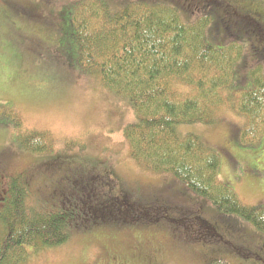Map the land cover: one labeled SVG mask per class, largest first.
<instances>
[{
    "label": "trees",
    "instance_id": "1",
    "mask_svg": "<svg viewBox=\"0 0 264 264\" xmlns=\"http://www.w3.org/2000/svg\"><path fill=\"white\" fill-rule=\"evenodd\" d=\"M69 17L68 36L76 43L75 64L81 74L95 77L133 110L134 120L122 132L130 158L149 174L171 175L187 195L210 203L219 218L240 217L264 234V207L242 204L218 179L217 151L200 136L179 131L211 125L227 108L245 119L244 136L255 141L264 132V41L252 23L225 0H78ZM8 23L12 33L7 43L0 34V50L7 45L15 54H9V66L0 64V88L3 82L11 89L22 82L33 55L25 52L29 39ZM38 49L46 58L40 70L53 68L54 59L43 56L44 47ZM67 79L65 74L62 85L51 86L24 79L21 88L24 93L38 92L37 85L55 90L67 86ZM11 119L21 125L16 114ZM53 143L48 132L31 131L20 141L19 151L0 152V177L7 179L0 198V264H10L23 248L62 246L70 228L79 231L76 220L111 213L90 176L96 172L92 167L81 166L80 171L56 157L31 169L14 170L17 153L47 154ZM58 170H76L88 180L74 186L53 179L51 190L36 181L37 175L48 179ZM136 190L123 195L129 202V225L150 229L162 224L170 242L180 246L227 244L204 219L201 205L162 197L146 202ZM29 191L35 195L46 191L35 196L43 205L40 209L26 204ZM162 249L158 252L165 257ZM237 251L244 259L256 257ZM208 264L227 263L214 259Z\"/></svg>",
    "mask_w": 264,
    "mask_h": 264
},
{
    "label": "rangeland",
    "instance_id": "2",
    "mask_svg": "<svg viewBox=\"0 0 264 264\" xmlns=\"http://www.w3.org/2000/svg\"><path fill=\"white\" fill-rule=\"evenodd\" d=\"M7 1L10 3L0 0L2 39L6 42L12 33L8 22L14 24L16 33L29 39L25 42L30 44L24 50L33 58L25 65L19 85L7 89L1 82L0 152H17L20 141L31 131L48 132L54 142L51 152L40 155L17 153L13 158L14 170L31 169L33 165H43L42 161L49 162L56 157L80 171L81 166L92 167L96 172L90 176L98 184L102 204L111 212L105 218L76 220L81 224L80 229L70 228L64 245L38 250L23 248L10 264H208L214 259L227 264H264V234L240 217L219 218L210 203L201 197L187 195L184 192L187 189L171 175L149 174L130 158L122 132L134 120L132 108L126 100L102 87L95 77L81 74L75 64L76 43L68 35L71 34L69 15L78 0ZM225 2L234 7L246 23H252L264 41V0ZM40 46L45 48L43 56L46 53V57L54 59L53 68L40 70L46 61L40 54ZM6 47L0 50V64L9 66V54L15 53ZM65 74H68L67 86L55 90L44 88V85H62ZM31 78L44 85L38 87L36 84L38 92L31 89L30 93H24L21 88L24 79L29 81ZM14 113L21 121L20 126L11 119ZM245 130V119L227 108L218 112L217 120L211 125L179 128L182 133L200 136L217 151L218 179L233 190L242 204L264 207V132L254 141L244 136ZM73 171L58 170L48 179L37 175L36 181L40 186L48 184L47 190L55 186L54 180L73 185L86 183V176ZM6 180L0 177V198ZM133 190L146 202L162 197L186 206L191 203L201 205L204 219L227 244L180 246L170 242L162 224L150 229L129 225V202L123 195ZM44 193L40 191L36 195L43 196ZM36 195L29 191L26 204L40 209ZM54 196L59 200L57 192ZM109 201L112 203L107 204ZM162 247L166 251L165 257L158 252ZM237 250L256 257L244 259Z\"/></svg>",
    "mask_w": 264,
    "mask_h": 264
}]
</instances>
